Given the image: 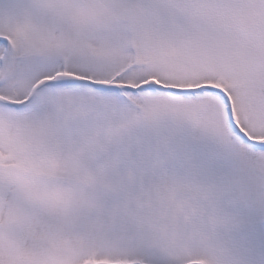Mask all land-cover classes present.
<instances>
[{"label": "snow or ice", "instance_id": "obj_1", "mask_svg": "<svg viewBox=\"0 0 264 264\" xmlns=\"http://www.w3.org/2000/svg\"><path fill=\"white\" fill-rule=\"evenodd\" d=\"M0 264H264V0H0Z\"/></svg>", "mask_w": 264, "mask_h": 264}]
</instances>
